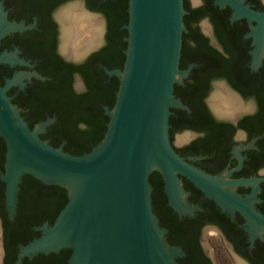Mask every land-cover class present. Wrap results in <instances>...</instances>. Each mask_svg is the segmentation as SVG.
I'll list each match as a JSON object with an SVG mask.
<instances>
[{"label":"water","instance_id":"obj_1","mask_svg":"<svg viewBox=\"0 0 264 264\" xmlns=\"http://www.w3.org/2000/svg\"><path fill=\"white\" fill-rule=\"evenodd\" d=\"M214 3L228 5L230 21L243 17L250 24L243 36L250 37L249 64L255 69L264 57V8L255 9L243 0ZM126 9L123 64L106 69L118 76L115 100L105 109L108 121L103 136L90 150L72 154L40 138L6 93L13 77L0 84V136L5 144L0 179L6 214L12 218L15 212L23 173L66 190V200L51 223L38 225L39 234L18 246L14 264L24 255L62 247L69 248L67 264H178L174 259L178 248L166 243L164 228L151 208L148 174L152 169L160 173L167 204L178 212L191 208L181 197L184 192L178 175H183L221 208L238 210L250 239L260 236L264 228V215L252 205L258 179L264 176L228 179L226 174L208 173L180 155L170 141V107L188 109L173 94V84L181 83L192 66L178 67L185 30L182 0H127ZM13 27V23L0 22V35ZM12 57V53L0 52V61ZM239 113L228 118L235 122ZM237 160L240 164L241 158ZM236 184H251L246 197L233 190ZM2 253L0 226V258Z\"/></svg>","mask_w":264,"mask_h":264},{"label":"flooded vegetation","instance_id":"obj_2","mask_svg":"<svg viewBox=\"0 0 264 264\" xmlns=\"http://www.w3.org/2000/svg\"><path fill=\"white\" fill-rule=\"evenodd\" d=\"M184 1L188 6V12L190 8H198L206 3V5L214 8L216 13H222L225 17L229 14L226 5L218 7L214 0ZM243 1L255 9L264 8V0ZM126 5L123 0H0V22L7 21L14 24L13 28L0 35V52L8 51L13 54L11 61H0V84L4 82L5 78L12 76L13 72L26 71L30 74L26 79H23V82L10 84L6 93L15 102L30 128H34L35 123L49 119L44 124L43 130H38V135L47 142L63 147L67 142L66 133L55 128V116L59 111L58 108L46 105L38 110L33 106L35 104L33 88L50 78L46 71L54 66L64 69L69 76L70 90L73 93L70 94L71 101L74 103H80V100L87 101L85 96L80 97V94L86 90L89 91L87 97L93 100L94 93L95 96L97 94L96 89H93V84L91 89H87L88 86L83 75L75 68L85 66L94 71V75L90 79L97 80L102 88L107 89L109 87L114 93L115 89L111 82L112 74H108L106 69L121 68L122 66L125 47L124 36L126 35V32H123V24L127 21ZM80 11L91 17L90 19H96V22L94 21L96 25L99 22L101 26L99 32L97 26L94 32L87 23L81 27L84 32H82V37L77 40H80L79 44L83 41V46L76 45V42L73 44L76 41L74 37L68 40L72 34L70 26H73V19L77 18L78 20ZM201 19L207 21V26H203L199 22ZM189 25L195 27L205 37L208 45L222 51V46L217 40L215 27L208 12L204 10L203 15L196 14L195 18L189 20ZM249 28L250 24L242 19L241 38L246 40L248 44L245 64L252 75L254 87L264 93V57L261 58L255 69H251L249 64L251 40L250 37L243 36V33ZM66 29L68 37L65 43ZM219 30L222 33L226 32V29L222 27ZM189 34L190 30H187L183 42L187 41L189 44H193V38ZM113 41L117 43L115 48ZM74 49L76 50L74 51ZM81 52H84L83 56ZM72 53L79 55L75 57ZM193 60L189 53L183 54V66L180 68L192 63L187 76L194 66L193 62L195 65L197 64ZM200 60L203 62L204 58L202 57ZM33 72L37 74H32ZM212 75L213 73L207 79L205 87L203 86L204 90L202 88L198 92L197 99L200 100L204 108V118L208 119L202 125H205L210 133L217 132L216 135L219 136L220 141L215 145L211 142V138H208L205 146L201 147H205L209 151L198 153L201 145L198 143V139L207 137L205 130L187 128L178 121L170 123V141L179 154L208 173L226 174L228 179L248 176L263 177L264 154L261 155L260 152L264 151V140L260 143V139H264V127L255 132L254 128L240 126L239 119L246 115H253L258 109H261L264 115V106H259L257 98L252 95L242 96L230 86L226 79ZM187 76L181 79V83L174 85L173 91L188 106V102L185 101L188 94L187 87L183 82ZM75 80L78 81V84L75 83ZM225 84L238 93L239 97L249 101L247 106H243L230 94L242 106L235 112L237 114L241 111L235 122L228 118L229 114L218 110L217 101L221 100L220 96L223 93L229 94ZM211 86L218 88V93L212 92L208 95ZM217 94L218 97L214 103L213 97ZM106 99L107 97H104L103 101L100 99L93 101V103L96 102V109H102V114L104 113L103 106L107 105ZM173 108L186 112L182 107L175 106ZM78 125L83 127L84 124L78 122ZM180 131H187L188 133L187 135H180L182 143L177 145L173 141L174 133ZM238 157L241 158L240 164H238ZM178 176L184 192L182 201L191 208L178 212L168 205L160 183L161 213L158 217L159 224L165 231L164 240L168 245L178 248L179 252L174 257L175 261L178 264H229L231 259V261L236 260L239 264H264V228L260 231V236L255 235L253 239H250L248 226L238 210L233 208L229 211L226 208H221L183 175ZM257 184L258 190L255 192L256 198L252 201V205L264 215V179H258ZM225 187L229 188L230 186L225 184ZM251 187V184H236L233 190L245 197L250 192ZM22 200V198L16 197V204L17 202L24 203L20 202ZM49 212L48 206L43 207L40 212L42 214L40 220L32 224L31 229L25 235L29 238L37 236L39 233L37 226L45 221L48 223L45 216ZM0 226L2 235L1 219ZM212 235L217 237L220 245L212 240ZM19 244L21 243H16L17 247ZM3 256L4 247L0 264H3ZM30 257L31 255L28 258Z\"/></svg>","mask_w":264,"mask_h":264},{"label":"trees","instance_id":"obj_3","mask_svg":"<svg viewBox=\"0 0 264 264\" xmlns=\"http://www.w3.org/2000/svg\"><path fill=\"white\" fill-rule=\"evenodd\" d=\"M123 2L127 4V0H123ZM217 5L218 7H222L226 4ZM226 6L228 7V5ZM182 7L184 9L182 22L185 30L181 32L178 67L183 66V54L188 53L194 59L193 61L197 62V64L195 65V62H193L194 66L192 67L190 73L183 79L188 93L185 99V101L188 102V106H186L189 108H183L186 110L185 112L182 110L178 111L175 108L170 107L171 113L168 116V122L170 124L178 121L184 127L194 129L201 128L205 130L207 137L198 139V143L201 144L198 149V153H206L209 150L201 146H205L208 138H211V142L215 145L218 141H220V138H218L219 136L216 135L218 134L217 132L214 134L212 132L210 133L206 126L202 125V123L208 121V119L204 118V108L200 100L197 99L198 92L200 89L202 90L203 86L205 87L207 79L211 76V74L213 73L212 76L214 77H222L226 79L230 86H232L242 96H254L258 100L260 104L259 106H264V93L263 91L260 92L257 87H254L252 75L248 71L245 64L247 58L246 49L248 44L246 43V40L241 38L242 19L245 20V18L240 17L230 21L228 18L230 14L229 7V14L227 17H225L222 13H216L214 8L206 5V3L198 8H190L188 12L187 4L184 0H182ZM204 10L211 16L217 40L222 46V51L208 45L205 37L202 36L195 27H191L189 25V20L195 18L196 14L203 15ZM218 19L219 22H217ZM124 24L123 32H126L127 34V29L124 27ZM220 27L223 29L225 28L226 32H220ZM187 30H190L189 36L193 38V44H189L187 41L183 42V37ZM113 44L115 48L117 43L113 41ZM202 57L204 58L203 62L200 60ZM75 68L83 75L84 81L88 86L87 89H91L92 84L94 87L93 89H96L97 94L95 96L94 93L93 100L87 97V93H89V91L86 90L80 94V97L85 96L87 101L80 100V103H74L71 101V95L73 93L70 90L68 74L65 73L64 69L53 66L46 71V74H48L50 78L42 81L33 88V96L35 99V104L33 106L38 110L46 105L59 109L55 116V128H57L60 132L66 133L65 137L67 142L63 147L60 145L50 144L53 146H60L61 149L66 152L80 154L90 150L91 146L97 144L103 136L108 121V115L105 112V109L110 108L114 103L115 93L118 87V76L111 73V82L115 89L113 93L109 87L104 89L97 82V80L90 79V77L94 75L92 68L91 70L85 66H77ZM210 71L212 73H209ZM175 84L179 83H174L173 87ZM104 97H107L106 102L108 106H103L104 113L102 114V109H96V102L93 103V101H97V99L103 101ZM78 122H83V127L79 126ZM239 124L245 128H254L255 132L260 130L264 127V115L262 110L258 109L253 115L241 117L239 119ZM263 140L264 139H260V143L263 142ZM4 150V140L0 136V170L3 168ZM260 154L263 155L264 151L260 152ZM148 181L151 184V208L158 218L161 213L159 202V198L161 196L160 183L162 187L159 171L152 169L148 174ZM3 189L4 183L0 179V219L2 224V244L4 247L3 264H14L18 251L16 243L24 244L33 238H29V236H26L25 234L31 229L32 224H35L40 220L42 215L40 212L43 207L48 206L50 208V212L47 213L45 217L48 220V224L51 223L58 209L66 200V190L62 185L54 183L47 184L30 173H23L18 182L16 197L22 198L23 200L20 202L24 203L17 202V204H15V212L12 218H10L6 214L4 207ZM68 254V247H62L57 251L36 252L31 254L30 258H28V255L22 256L17 264H67L66 257Z\"/></svg>","mask_w":264,"mask_h":264},{"label":"bare ground","instance_id":"obj_4","mask_svg":"<svg viewBox=\"0 0 264 264\" xmlns=\"http://www.w3.org/2000/svg\"><path fill=\"white\" fill-rule=\"evenodd\" d=\"M82 11H80V13L78 14V20L77 18L73 19L74 22H73V26H70L71 27V31H72V34L69 36L68 40L71 38L74 37V41L73 44L76 42V45H82L83 46V41L81 42V44H79L80 40H77V39H80V37H82V32H84V29H81V27L87 23L88 26H90V29L93 30L95 32V29H96V19L95 20H92L90 19L91 17H88L87 15L81 13ZM87 14V13H86ZM74 15V13H73ZM69 17V15H67ZM71 16V15H70ZM95 21V22H94ZM67 23V22H66ZM86 25V24H85ZM73 29V30H72ZM97 31V30H96ZM67 37H68V31L66 29V38H65V43L67 41ZM64 43V44H65ZM68 44H70V42H68ZM76 49H74L75 51ZM73 55H76L75 53H72ZM232 95V94H231ZM229 94H226V93H223L221 96H220V101L218 100L217 101V105H218V110H221V111H224L226 112L227 114L229 115H232L234 114L235 112H237L239 109H241V105L238 103L237 100H235L234 97H232ZM218 97V94L217 95H214L213 97V102L216 103V98ZM219 99V98H218ZM216 111V110H215ZM219 112V111H217ZM222 113V112H220ZM225 113V114H226Z\"/></svg>","mask_w":264,"mask_h":264},{"label":"rangeland","instance_id":"obj_5","mask_svg":"<svg viewBox=\"0 0 264 264\" xmlns=\"http://www.w3.org/2000/svg\"><path fill=\"white\" fill-rule=\"evenodd\" d=\"M203 26L205 25V26H207V21L206 20H204V19H201L200 21H199ZM100 24H99V22L97 23V30H98V32H99V30H100ZM202 29V28H201ZM8 52V51H7ZM10 53V52H9ZM30 74L28 73V72H26V71H22V72H17V75L16 76H14V75H12L11 77H13V81H12V83H17V82H23V79H26L28 76H29ZM75 83L76 84H78V81L77 80H75ZM218 88H216L215 86H211V88H210V90L208 91V95L210 94V93H212V92H216V93H218ZM238 101H239V103H241L243 106H247V104H249V101H245L243 98H241V97H237L236 98ZM43 128H44V125H40L39 123H35L34 124V129L35 130H43ZM187 131H180V132H175L174 133V138H173V141H174V143L175 144H177V145H179V144H181L182 142L180 141V135H182V134H186L187 135ZM183 136V135H182ZM236 137L238 136L237 134L235 135ZM181 197H183V195L181 196ZM245 197H246V195H245ZM213 239V241L214 242H217L218 243V245H220L221 243L218 241V239H217V237H215V236H211ZM229 264H239L236 260H234V261H231V259H230V262H229Z\"/></svg>","mask_w":264,"mask_h":264}]
</instances>
